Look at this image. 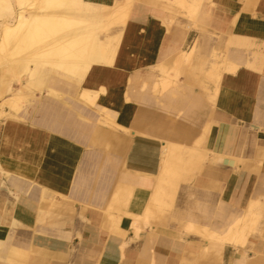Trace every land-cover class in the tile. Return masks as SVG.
Wrapping results in <instances>:
<instances>
[{"label":"crops","instance_id":"obj_1","mask_svg":"<svg viewBox=\"0 0 264 264\" xmlns=\"http://www.w3.org/2000/svg\"><path fill=\"white\" fill-rule=\"evenodd\" d=\"M127 1L112 64L49 71L30 109L0 118V264H264V0ZM167 144L199 157L175 180ZM252 208L243 244L186 231Z\"/></svg>","mask_w":264,"mask_h":264},{"label":"bare ground","instance_id":"obj_2","mask_svg":"<svg viewBox=\"0 0 264 264\" xmlns=\"http://www.w3.org/2000/svg\"><path fill=\"white\" fill-rule=\"evenodd\" d=\"M129 7L127 0H118L113 6L83 0H0V99L9 108L8 112L0 110V118L19 119L23 102L37 100L44 92L43 81L49 71L79 79L95 64H112ZM192 52L181 54L175 65L189 63ZM10 72L14 76L8 75ZM169 84L166 80L165 85ZM45 92L52 108L60 111L66 107L62 96L52 90ZM6 93L10 96L4 99ZM96 96L83 90L78 100L93 105ZM198 161L195 151L167 144L160 178L175 180ZM1 187L5 195L13 197L4 183ZM253 209L229 223L225 231L208 232L190 224L186 231L215 240L219 248L226 242L243 244L257 223Z\"/></svg>","mask_w":264,"mask_h":264},{"label":"rangeland","instance_id":"obj_3","mask_svg":"<svg viewBox=\"0 0 264 264\" xmlns=\"http://www.w3.org/2000/svg\"><path fill=\"white\" fill-rule=\"evenodd\" d=\"M9 74L10 75L13 74V76H14V73L13 72L8 73V75ZM24 81H22V82H24ZM15 85H16L15 87H17V83ZM42 94H43V91L41 92V94H39V96H38L39 98L37 100H29L28 102H23V111L30 109L32 107V105H34L42 97ZM9 96H10V93H6V94H4L3 98L6 99ZM2 102H3L2 99H0V103L2 104V107H0V110H3L4 112H5V110H7V112H8L9 111L8 106H6L5 104H3Z\"/></svg>","mask_w":264,"mask_h":264}]
</instances>
